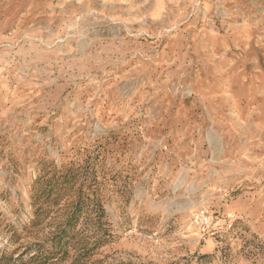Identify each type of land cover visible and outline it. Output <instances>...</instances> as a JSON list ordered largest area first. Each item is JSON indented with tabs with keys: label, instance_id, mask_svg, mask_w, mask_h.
<instances>
[{
	"label": "rangeland",
	"instance_id": "1",
	"mask_svg": "<svg viewBox=\"0 0 264 264\" xmlns=\"http://www.w3.org/2000/svg\"><path fill=\"white\" fill-rule=\"evenodd\" d=\"M0 264H264V0H0Z\"/></svg>",
	"mask_w": 264,
	"mask_h": 264
},
{
	"label": "built area",
	"instance_id": "2",
	"mask_svg": "<svg viewBox=\"0 0 264 264\" xmlns=\"http://www.w3.org/2000/svg\"><path fill=\"white\" fill-rule=\"evenodd\" d=\"M193 223L202 238L214 239L218 236V225L207 209L203 208L195 212L193 214Z\"/></svg>",
	"mask_w": 264,
	"mask_h": 264
}]
</instances>
